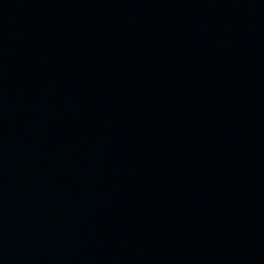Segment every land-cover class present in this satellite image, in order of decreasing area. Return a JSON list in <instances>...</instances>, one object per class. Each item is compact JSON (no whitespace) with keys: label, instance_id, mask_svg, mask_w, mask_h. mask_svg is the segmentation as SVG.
<instances>
[{"label":"water","instance_id":"water-1","mask_svg":"<svg viewBox=\"0 0 264 264\" xmlns=\"http://www.w3.org/2000/svg\"><path fill=\"white\" fill-rule=\"evenodd\" d=\"M0 264H264V0H0Z\"/></svg>","mask_w":264,"mask_h":264}]
</instances>
